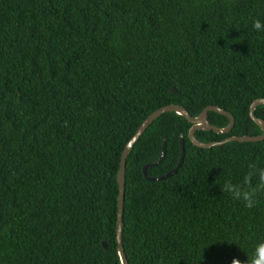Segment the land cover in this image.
Listing matches in <instances>:
<instances>
[{
	"label": "trees",
	"instance_id": "trees-1",
	"mask_svg": "<svg viewBox=\"0 0 264 264\" xmlns=\"http://www.w3.org/2000/svg\"><path fill=\"white\" fill-rule=\"evenodd\" d=\"M264 0H0V264H122L119 182L127 143L154 111L220 106L260 135ZM264 120V105L256 108ZM210 123L230 118L209 111ZM177 112L155 120L127 158L123 240L129 264H248L264 238V194L246 209L223 193L264 140L193 144ZM168 174L181 158L176 174ZM107 241V250L103 242Z\"/></svg>",
	"mask_w": 264,
	"mask_h": 264
},
{
	"label": "water",
	"instance_id": "water-1",
	"mask_svg": "<svg viewBox=\"0 0 264 264\" xmlns=\"http://www.w3.org/2000/svg\"><path fill=\"white\" fill-rule=\"evenodd\" d=\"M264 105V98H258L256 99L250 108V114L252 119L259 124L261 129L263 130V133L260 135H243V136H231L227 138L226 140L222 142H201L197 137H196V131L197 130H214L217 133H229L233 130V127L236 123V118L235 116L228 110L216 106V105H211L205 108V110L202 112V114L198 117H192L190 113L183 107L175 104H170L167 106H164L162 108L157 109L154 111L147 119L144 120V122L141 124V126L138 128L134 136L131 138V140L127 143L125 150L122 155V160H121V168L119 171V176H118V182H119V213H118V222H117V243H118V250H119V255L121 257L122 264H129L127 255L125 252V246H124V240H123V229H124V205H125V197H126V171H127V158L131 151L133 150L135 144L137 141L142 137V135L145 133V131L149 128V126L157 120L161 115L167 113V112H177L178 114L184 115L190 122H192L194 125L190 130V140L195 144L196 146L202 147V148H211L213 146H218L225 144L227 142H232V141H240V142H257V141H262L264 140V120L257 117L255 114V110L258 106ZM216 111L219 112L220 114L226 115L230 118V124L226 127H217L214 126L210 123L208 119V114L209 111ZM185 145L184 142L182 141L181 143V158L179 161L178 166L169 172L168 174L158 176V177H152L148 173V169L157 166L161 164L166 156L167 153V144L166 141H164V150L161 155V157L153 163L146 164L144 167V173L147 179L149 180H163L166 179L170 176H173L178 172L180 167L182 166L184 159H185ZM104 247L108 250L109 245L107 241L103 242Z\"/></svg>",
	"mask_w": 264,
	"mask_h": 264
},
{
	"label": "clouds",
	"instance_id": "clouds-1",
	"mask_svg": "<svg viewBox=\"0 0 264 264\" xmlns=\"http://www.w3.org/2000/svg\"><path fill=\"white\" fill-rule=\"evenodd\" d=\"M252 27L257 33H264V20L255 19ZM232 201L239 202L246 209H253L258 205V196L264 194V167L256 163L248 165V171L239 179H227L221 186ZM231 264H242L239 258H233ZM248 264H264V238L255 243V248L248 260Z\"/></svg>",
	"mask_w": 264,
	"mask_h": 264
}]
</instances>
